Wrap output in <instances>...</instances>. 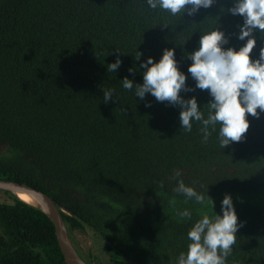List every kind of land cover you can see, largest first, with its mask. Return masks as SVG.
I'll return each mask as SVG.
<instances>
[{
    "label": "trees",
    "instance_id": "16d2710c",
    "mask_svg": "<svg viewBox=\"0 0 264 264\" xmlns=\"http://www.w3.org/2000/svg\"><path fill=\"white\" fill-rule=\"evenodd\" d=\"M233 6L216 0L194 16H173L146 0H0V178L59 203L87 263L177 264L192 224L214 214L208 196L219 214L230 193L243 226L225 264H264V113L246 114L244 139L223 149L219 124L205 142L200 122L191 132L180 128L179 106L150 94L140 101L121 85L126 76L142 83L141 61H158L165 48H175L187 74L186 57L217 26L224 47L238 50L244 21L228 11ZM255 36L252 59L264 48V34ZM117 56L120 68L107 72ZM186 83L195 86L190 75ZM102 89H115L119 100L105 103ZM181 95L195 96L207 118V90ZM179 180L205 204L174 191ZM3 192L0 264H66L50 219ZM185 209L191 219L178 215Z\"/></svg>",
    "mask_w": 264,
    "mask_h": 264
},
{
    "label": "clouds",
    "instance_id": "9594fccd",
    "mask_svg": "<svg viewBox=\"0 0 264 264\" xmlns=\"http://www.w3.org/2000/svg\"><path fill=\"white\" fill-rule=\"evenodd\" d=\"M152 9H162L175 16L179 13L194 16L202 8H210L216 0H146ZM234 6L228 9L232 15L243 17L238 39L245 41L238 50L225 48L228 38L217 26L214 30L201 35L199 46L186 57L191 61L187 74L183 72L175 58V48H165L157 61L148 56L141 61L139 70L143 69L142 83H135L127 76L121 80L122 88L128 92L134 90L135 98L145 100L150 94L157 102H167L179 106V125L186 132H191L193 121L202 124L201 132L206 142L210 135L209 127H219L220 147L225 149L233 142H240L250 127L247 115L259 118L264 113V48L259 57L252 59L257 40L255 33L264 34V0H233ZM247 38V39H246ZM187 43V42H186ZM139 52V51H138ZM143 54L139 52L140 60ZM122 64L117 56L113 63L107 64V72H116ZM137 70V69H136ZM133 69H129L131 73ZM195 81L194 88L186 83L188 76ZM207 90L212 98L207 104L209 113L204 117L197 98H185L182 92ZM103 101L108 103L113 96L119 100L115 89H102ZM151 107V104H145ZM259 109V111H258ZM179 176L180 172L177 171ZM174 191L187 199L204 205L205 197L197 190L179 180ZM208 196V194H207ZM213 215L203 214L187 232V251L181 252L177 264H225L236 243V233L243 222L238 220L232 195L225 193L221 200L220 213L214 211V201L208 196ZM181 218L191 219L187 209L178 214Z\"/></svg>",
    "mask_w": 264,
    "mask_h": 264
},
{
    "label": "water",
    "instance_id": "95a60500",
    "mask_svg": "<svg viewBox=\"0 0 264 264\" xmlns=\"http://www.w3.org/2000/svg\"><path fill=\"white\" fill-rule=\"evenodd\" d=\"M0 190L7 191L22 201L35 206L50 219L54 226L58 245L66 264H89L80 256L72 243L59 209V203H56L49 195L40 189L10 179L0 178ZM20 194L27 195L32 199V201L22 199L19 196Z\"/></svg>",
    "mask_w": 264,
    "mask_h": 264
},
{
    "label": "rangeland",
    "instance_id": "374dc122",
    "mask_svg": "<svg viewBox=\"0 0 264 264\" xmlns=\"http://www.w3.org/2000/svg\"><path fill=\"white\" fill-rule=\"evenodd\" d=\"M6 196H5V193L3 191L0 190V199H4ZM74 235L79 243V245H85L87 244V238L85 236V234H83L82 232H79V231H75L74 232ZM73 243V242H72ZM75 245V244H74ZM76 246V245H75Z\"/></svg>",
    "mask_w": 264,
    "mask_h": 264
},
{
    "label": "bare ground",
    "instance_id": "6f19581e",
    "mask_svg": "<svg viewBox=\"0 0 264 264\" xmlns=\"http://www.w3.org/2000/svg\"><path fill=\"white\" fill-rule=\"evenodd\" d=\"M22 199L26 200V201H32V199L30 197H28L27 195L24 194H20L19 195Z\"/></svg>",
    "mask_w": 264,
    "mask_h": 264
}]
</instances>
